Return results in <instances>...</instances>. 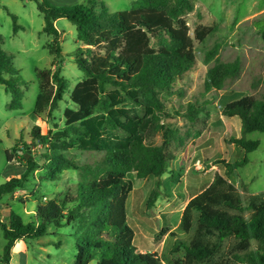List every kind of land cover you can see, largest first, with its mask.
I'll return each mask as SVG.
<instances>
[{"label": "trees", "instance_id": "16d2710c", "mask_svg": "<svg viewBox=\"0 0 264 264\" xmlns=\"http://www.w3.org/2000/svg\"><path fill=\"white\" fill-rule=\"evenodd\" d=\"M32 1L44 15L42 34L54 37L52 53L57 57L63 54L56 27L61 19L75 26L83 45L73 55L85 76L71 94L77 110H65L62 131L42 135L35 127L32 132L33 140L46 151L48 180H60L64 171L74 170L80 172L83 182L75 197L68 192L62 201L56 196L39 204L35 223H26L12 210L6 222L0 211V229L6 240L0 264H11L18 241L41 239L51 226L60 229L69 225L78 230L74 264H163L157 255L141 253L134 244L135 233L127 213L134 188L130 176L136 174L140 180L164 176L174 159L172 146L185 139L175 124L176 117L195 122L204 113L198 104L190 105L185 114L175 109L169 112L163 97L177 95L178 82L196 65L195 41L204 43L216 27L199 25L192 37L187 18L194 10L193 0H137L132 9L115 13L102 0L65 6L48 0ZM10 16L17 33L21 29L18 18ZM262 35L264 38V28ZM2 43L0 35V84L12 96L8 108L19 110L22 82L13 58L1 50ZM218 54L217 49L210 51L205 61L209 65L215 60L208 71L209 91L223 90L241 70L239 60L222 63L216 59ZM36 77L40 92L34 114L41 118L47 110L53 112L59 107L69 83L49 70L37 69ZM106 86L114 90L105 91ZM222 114L239 117L242 124V137L230 139L229 145L246 154L259 149L260 142L246 136L264 134V95L231 102ZM157 136L161 144L153 142ZM15 150L6 151L9 163L15 159ZM23 151L26 158L27 145ZM72 151L103 154L104 158L96 165H83L70 157ZM25 160L26 171L0 186V201L23 189L37 168L33 158ZM223 163L227 174L232 175L249 160L245 157ZM174 181L179 183L178 178ZM157 199L158 191L154 190L148 207ZM166 234L175 238L173 254H182L172 264H214L227 241L231 242L230 249L222 264H264V192L244 195L227 178L216 174L207 188L191 198L179 227L172 232L165 229L160 237Z\"/></svg>", "mask_w": 264, "mask_h": 264}, {"label": "rangeland", "instance_id": "374dc122", "mask_svg": "<svg viewBox=\"0 0 264 264\" xmlns=\"http://www.w3.org/2000/svg\"><path fill=\"white\" fill-rule=\"evenodd\" d=\"M48 1L55 6H65L88 0ZM102 1L113 13L130 10L137 2ZM193 4L194 10L187 18L192 37L199 25L216 27V32L204 43L195 41L196 65L178 82L177 95L163 97V100L169 112L175 109L185 114L190 105L198 104L204 107V113L195 122L176 117L175 124L185 139L182 144L172 146L174 159L169 164L168 172L159 179L151 177L142 180L132 174L130 177L134 181V188L127 202L129 224L135 233V246L141 253L157 255L163 264H172L182 254L172 252L175 238L169 234L160 235L165 229L172 232L179 227L182 213L191 198L207 188L216 174L227 178L244 195L264 192V134L254 132L246 136L248 140L260 142L258 150L246 154L243 149L228 144L230 139L242 137L240 118H229L222 114L231 102L245 96L262 98L264 95V0H193ZM10 14L17 16L18 25L21 26L17 33L14 32V21ZM44 25V15L35 1L0 0L1 50L13 58L23 93L22 108L10 110L8 106L12 96L0 84V186L26 171L25 159L33 158L38 165L23 189L1 199L0 211L2 218H7V221L8 213L12 210L26 223H35L39 204L56 196L62 201L68 192L75 197L83 182L80 172L74 170L64 171L60 180H48L44 157L46 151L32 137L35 127L40 129L42 135L64 130L65 110H77L71 94L77 84L85 79L73 57L75 51L83 47L78 41L75 26L65 19L57 22L63 51L57 57L52 53L54 37L42 34ZM214 49L218 50L216 59L219 62L239 60L241 63L239 75L227 81L221 91H209L206 87L208 71L215 60L209 65L205 61L208 53ZM37 69L49 70L52 75L63 77L69 83L59 107L53 112L47 110L41 118L34 114L40 92ZM113 90L111 86L105 88V91ZM153 142L161 144V137L157 136ZM24 145L28 146L26 158L23 156ZM13 148L16 149L13 151L15 159L9 163L6 151ZM70 157L83 165H96L104 155L72 151ZM245 157L249 160L248 165L228 175L223 161L233 163ZM174 178H178L179 183ZM154 190L158 191V199L154 206L148 207L149 197ZM77 235L78 230L74 225L60 229L51 226L48 234L41 239L17 242L11 264H74ZM180 238L187 240L185 235H180ZM5 244L0 229V255ZM230 244V241L225 242L214 264H222Z\"/></svg>", "mask_w": 264, "mask_h": 264}, {"label": "crops", "instance_id": "0c3cea01", "mask_svg": "<svg viewBox=\"0 0 264 264\" xmlns=\"http://www.w3.org/2000/svg\"><path fill=\"white\" fill-rule=\"evenodd\" d=\"M59 21V20H58ZM57 21V22H58ZM57 22H56V24H57ZM56 27H57V25H56ZM39 118V117H38ZM35 213V212H34ZM10 214V212L8 213V215ZM3 217V216H2ZM3 219V218H2ZM4 221H6L7 222V218L6 219H3ZM19 242V241H18ZM15 246H16V244H15ZM15 248V247H14ZM14 248H13V255H14Z\"/></svg>", "mask_w": 264, "mask_h": 264}]
</instances>
